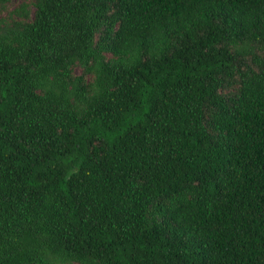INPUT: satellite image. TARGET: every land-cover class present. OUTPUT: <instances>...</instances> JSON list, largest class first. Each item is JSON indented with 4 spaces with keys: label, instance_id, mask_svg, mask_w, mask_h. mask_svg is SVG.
<instances>
[{
    "label": "trees",
    "instance_id": "trees-1",
    "mask_svg": "<svg viewBox=\"0 0 264 264\" xmlns=\"http://www.w3.org/2000/svg\"><path fill=\"white\" fill-rule=\"evenodd\" d=\"M12 1L0 264H264V0Z\"/></svg>",
    "mask_w": 264,
    "mask_h": 264
},
{
    "label": "rangeland",
    "instance_id": "rangeland-1",
    "mask_svg": "<svg viewBox=\"0 0 264 264\" xmlns=\"http://www.w3.org/2000/svg\"><path fill=\"white\" fill-rule=\"evenodd\" d=\"M20 0H13L11 3L7 5V10H12L15 6L19 5ZM7 12H3L2 15H6Z\"/></svg>",
    "mask_w": 264,
    "mask_h": 264
}]
</instances>
